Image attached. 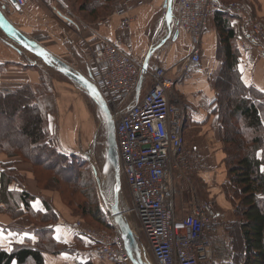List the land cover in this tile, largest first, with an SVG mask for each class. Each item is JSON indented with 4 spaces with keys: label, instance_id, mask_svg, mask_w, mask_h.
<instances>
[{
    "label": "crops",
    "instance_id": "obj_1",
    "mask_svg": "<svg viewBox=\"0 0 264 264\" xmlns=\"http://www.w3.org/2000/svg\"><path fill=\"white\" fill-rule=\"evenodd\" d=\"M24 1L25 5L19 7L15 0L14 4L9 0H0V7H5L4 15L19 31L86 77L89 74L88 59L86 52L78 47L80 39L100 40L113 44L129 54L138 64L146 65L136 100H140L150 86L149 72L154 67L164 69L168 78L178 79L174 95L185 108V143L189 149L200 155L203 168L198 172H190L187 178H180L181 174L178 171L172 173L175 215L177 218L188 215L195 199L211 203L223 215V223L217 233L211 237L209 249L214 259L228 264L233 254L227 228L236 221V218L229 195L228 197L225 195V186L229 182L224 163L225 154L219 139L220 123L213 112L214 104H212L216 90L210 81L219 70L214 14L209 16L206 32L202 38L199 64L190 73L184 75L183 66L189 56L190 45L187 35L177 25L178 0H143L144 4L133 11L131 29L127 32L119 29L118 19L114 16L108 23L101 25L98 24L99 20L94 23L86 21L82 14L75 12L69 6L67 0ZM224 1L248 2L254 17L264 22V0ZM233 19L238 28L240 22L234 17ZM238 49L237 68L242 82L264 94L262 51L257 48ZM261 49L264 50V42ZM28 65L36 68H29ZM41 72L50 79L49 90L52 91L57 114L48 118L55 120L56 143L59 149L84 153L92 144L95 130L85 98L73 88L75 86L73 83L71 87L70 81L46 66L36 56L19 47L0 30V90L24 85L34 88L42 83ZM51 73L58 75L51 76ZM76 108H79L85 117H89L92 124L91 139L87 143L83 140V145L74 142L71 136L73 128L69 127L77 118ZM0 163L16 164L14 171L26 174L25 183L22 184L24 190L34 196L29 203L30 212L24 211L20 217L0 213L2 248L9 250L14 245L28 243L29 239L35 243L37 240L33 239L34 234L23 233L24 230L21 231L20 226L24 222L42 224L43 220L33 216L31 212L46 214L50 208L53 218L56 217L55 223L50 224L53 230L52 239L59 244L60 252L44 255L43 264H112L95 257L92 242L83 237L74 226L81 221L79 216L65 208L54 191L39 188L31 169L22 167L25 165L12 157L7 159L0 155ZM0 192L3 194V190ZM3 200L8 198L5 197L2 202ZM2 202L0 208L5 206ZM137 241L141 260L147 264L145 247L139 239ZM144 242L146 245V241Z\"/></svg>",
    "mask_w": 264,
    "mask_h": 264
},
{
    "label": "built area",
    "instance_id": "obj_2",
    "mask_svg": "<svg viewBox=\"0 0 264 264\" xmlns=\"http://www.w3.org/2000/svg\"><path fill=\"white\" fill-rule=\"evenodd\" d=\"M15 2L19 7L25 5L24 0ZM143 4V0H123L112 15L100 19L98 24L108 23L114 16L119 29L127 32L133 11ZM215 12L240 22L236 28L238 48H257L264 55V25L254 17L248 2L179 0L177 25L190 45L184 75L199 64L202 38L209 16ZM78 47L87 54L90 81L105 99L115 122L119 168L131 202V208L123 215L132 214L136 219L154 264H206L211 256L208 241L222 225L223 215L211 203L196 199L188 215H175L172 173L178 171L180 178H187L190 172L203 168L200 155L185 143V108L174 95L178 79L168 78L164 69L154 67L149 72L150 86L136 100L145 65L104 41L80 39ZM108 220L110 230L95 229L80 221L74 226L92 242L98 260L130 264L110 213Z\"/></svg>",
    "mask_w": 264,
    "mask_h": 264
},
{
    "label": "trees",
    "instance_id": "obj_3",
    "mask_svg": "<svg viewBox=\"0 0 264 264\" xmlns=\"http://www.w3.org/2000/svg\"><path fill=\"white\" fill-rule=\"evenodd\" d=\"M122 2L123 0H67L68 4L71 3V8L78 4L79 13L90 23L112 15ZM214 18L217 33L216 58L220 61V67L213 81L216 95L212 104L220 123L219 139L225 154L224 163L229 182L225 190L234 206L236 218L227 228L233 254L228 264H264V94L242 82L237 68L239 49L236 44L235 20L219 12L214 13ZM28 67L36 68L31 65ZM40 78L49 89L50 79L42 72ZM70 85L73 86L72 83ZM82 93L95 121L96 104L86 93ZM36 95L30 85L0 90V116L4 115L8 119L6 123H0V153L9 157L18 154L22 156L16 151H22L27 146H38L43 142V149L53 155L56 162H61V168L66 174L70 175L74 170L77 172L73 177H66V183L60 180V190L64 185L67 189L70 188L68 195L65 194L66 189L60 192L63 204L87 223L110 229L100 201L89 191L95 185L93 175L87 173L86 178L81 174V169L88 167V161L80 158V151L61 150L56 142L54 146V141L47 138V131L42 126L49 116L35 103ZM98 133V130L94 132L91 149L101 159L104 152L100 148L104 146L105 134ZM24 158L33 169L37 168L35 160L26 156ZM0 171V190H3L7 201L16 204L6 210L7 213L12 217H20L24 211L30 212L29 203L34 199L32 194L26 190L4 192L5 187L15 180L11 175V163H0ZM49 172L53 173L51 170ZM52 182L55 184V179L50 184ZM36 183L40 187V182ZM5 207H1L0 212ZM31 214L43 220L42 227L32 231L37 241L14 245L9 250L0 246V264H43L44 255L60 252L59 244L52 239L50 224L55 223L56 217L53 218L51 209L46 214ZM211 264L217 263L212 261Z\"/></svg>",
    "mask_w": 264,
    "mask_h": 264
},
{
    "label": "rangeland",
    "instance_id": "obj_4",
    "mask_svg": "<svg viewBox=\"0 0 264 264\" xmlns=\"http://www.w3.org/2000/svg\"><path fill=\"white\" fill-rule=\"evenodd\" d=\"M68 2H69V0H68ZM69 4L71 5V3H69ZM178 4H179V0H178ZM77 6H78V4H77ZM77 6H74L72 8H73V10H75V12L79 13V11L77 9ZM252 12H253V10H252ZM257 20L260 21L264 25V22L261 19H257ZM218 67H220V61H219V66ZM216 74L217 73H215L213 75V77L211 78L210 82L212 84H214L213 81L215 80ZM55 75H58V74L51 73V76H55ZM208 80H210V79H208ZM73 88L84 97V95L82 93L83 91H81L80 89L76 88V86H73ZM9 89H11V88H9ZM32 89L37 93V95H36L37 99H35V103L41 108V110L43 112H46L49 117H55L56 116V109H55V104H54V101H53L52 91L49 90L48 87L46 86V84L43 83V82L42 83L40 82V85H36ZM76 111H77V113H76L77 118L73 121V123L71 125H69V127L73 128L71 136L74 138V142L77 145H79V144L83 145V140H84V143H87L91 139L92 124L90 122L89 117H85L83 112L79 108H76ZM95 114H96V120L94 121V119H93V117H92V115L90 113V116H91V118L93 120L94 127L96 128V130H94V132L96 133V131L98 130L99 131L98 135H100L102 132H104V134H105L104 118L101 115V113L99 112V110L97 109V107L95 108ZM47 120L48 121H46L43 124L42 127L44 128L45 131H47V138L53 140L54 141V146H55V142H56V126H55V124L56 123H55L54 119L48 118ZM7 121H8V119H7L6 116H4V115L0 116V123H6ZM16 122H17V120L15 121V123ZM95 123H96V125H95ZM94 136H95V134H93V138H94ZM42 144H43V142L40 145H38V146H27L22 151H16L17 153L22 154V156L18 154L17 156L12 157V158L17 159L18 161L21 162L20 164H24L25 165V166H22V167L27 168V169H31L33 177L36 179V181L40 182V187L39 188L48 189V190L54 191L56 193L58 199L60 200V203L65 208H67L68 210L72 211V209L68 208L65 204H63L62 198H61L62 193L60 194V192H62V191H64L66 189L67 191H65V194L68 195V193H70V188L67 189V186L64 185L62 187V189L60 190V180L64 181L66 183V182H68L66 180V177H68V178L71 177V176L73 177V175L76 174L77 172L74 170V172L71 171L70 175L66 174L64 172V169L61 168L62 167L61 162L60 163L58 161L56 162L55 159H54V156L51 155L48 151L43 149ZM103 144H104V146H101V148H100L104 152V155H103V157L101 159L98 158L96 153H93V151L91 149L92 148V144L89 147V149L87 147V149H86V151L84 153L83 152H79V156H80L81 159L88 161L87 162L88 167H85L84 169H81V174L85 175L86 178L88 177L87 173H89V175L90 174L93 175L92 177L94 179V184L95 185L91 186L89 191L93 192L95 197L100 201V205H101L100 207L103 210V212L105 213V217L108 220L109 212L107 210L108 209L107 204L110 205V204L113 203V195H114V190H115V180H114L113 174H111L109 176L105 175V165H104L105 164L104 163L105 162V139L103 140ZM0 155L5 157V158H7V159L11 158L5 153H0ZM25 156L27 158L35 160V163H37V168L33 169V167L30 164V162L27 159L24 158ZM15 165L16 164H14V163L11 164V168L13 169V171H12L13 174L11 173V175H12V177L13 176L15 177V180L11 181L7 185V187H5L4 191L7 192V193L17 192V191L21 192V191L24 190L22 184L25 183V179H26L25 175L26 174H24V173H16V171L14 172V168L16 167ZM49 170L53 171V173H50ZM82 170L86 171V172H83ZM7 172H9V171H7ZM78 174H80V170H79ZM64 178H65V180H64ZM96 178L99 179V185L101 184L102 187L97 185ZM52 179H55V181H56L55 184H53V182L50 184ZM76 180L77 179L75 178L74 181H76ZM82 181H83V177H81V179H80V182H82ZM120 182H121V186H120V191H119V207H120V210H121V212L123 214L124 211H126V210L131 208V202H130V194H129L128 188L126 186L124 177L122 176L121 173H120ZM37 186H38V184H37ZM86 192H88V191H86ZM229 193H230V191H229ZM0 195H2L1 196L2 198H0V200H1L0 203H1L2 199H4L5 196L1 192H0ZM225 195H226V197H228L227 192H225ZM92 197H94V196L92 195ZM198 200H201V199H198ZM201 201H203V200H201ZM106 202H107V204L105 205ZM2 204H5L6 207L4 209L2 208L3 212H0V213H5L7 215H9V214L7 213L6 210H8L12 206L16 205L15 202L14 203H12V202L10 203L7 200H3ZM128 215H123V217L125 219H127L126 221L128 222L129 226L131 225L130 227L134 231V233L136 234L138 239L140 240L139 242H141L142 245L145 247V250H144V252H145V261L147 262V264H154L153 258L151 256L150 252L148 251V249L146 248V245H145V242H144L145 241L144 236L142 234V231L140 230V227H139L136 219L133 217L132 214H128ZM79 218L81 219L80 222L83 223L84 225L90 226V227L95 228V229H104L102 227L95 226L91 222H90V224L87 223L85 221V219H83L82 217H79ZM108 222H109V220H108ZM109 224H110V222H109ZM25 226H27V227H25ZM110 226H111V224H110ZM40 227H42L41 224L33 223V222L32 223L24 222L20 226L21 229L26 228V229H23L24 230L23 233H25V234L31 233L34 230H38ZM111 228L112 227H110V229ZM33 239L37 240L35 237H33ZM28 241H32V240L29 239ZM220 242H221V245H222L223 241L221 240ZM208 244L211 245V242L208 241ZM224 249L225 248L223 247V250ZM215 257H217V256H215ZM209 261H210L209 264H211L212 261H214L217 264H223L221 261H218L217 259H214L213 256H210V258L207 260V262H209Z\"/></svg>",
    "mask_w": 264,
    "mask_h": 264
},
{
    "label": "water",
    "instance_id": "obj_5",
    "mask_svg": "<svg viewBox=\"0 0 264 264\" xmlns=\"http://www.w3.org/2000/svg\"><path fill=\"white\" fill-rule=\"evenodd\" d=\"M14 4V0H9ZM168 9L170 6H167ZM5 7H0V30L2 33L14 41L19 47L39 58L46 66L61 74L68 81L73 83L77 88L86 93L96 104L97 109L104 118L105 123V175L113 174L115 180V190L113 195V203L107 204L108 212L113 218V222L118 227L121 239L125 249L130 256L132 264H144L141 260L140 249L138 247V237L129 226L119 207V191H120V168L118 159V150L115 137V122L109 110V107L97 89L90 81V75H85L76 71L73 67L63 62L61 59L54 57L42 46L29 39L21 31H19L4 15ZM35 64V63H34ZM146 66V65H145ZM144 66V69H145ZM139 84L137 93L140 90ZM97 185L99 179L96 178ZM102 187V185H99Z\"/></svg>",
    "mask_w": 264,
    "mask_h": 264
},
{
    "label": "bare ground",
    "instance_id": "obj_6",
    "mask_svg": "<svg viewBox=\"0 0 264 264\" xmlns=\"http://www.w3.org/2000/svg\"><path fill=\"white\" fill-rule=\"evenodd\" d=\"M128 215V214H127ZM129 216V215H128ZM127 220V219H126ZM131 226V225H130ZM134 226V225H133Z\"/></svg>",
    "mask_w": 264,
    "mask_h": 264
},
{
    "label": "snow or ice",
    "instance_id": "obj_7",
    "mask_svg": "<svg viewBox=\"0 0 264 264\" xmlns=\"http://www.w3.org/2000/svg\"><path fill=\"white\" fill-rule=\"evenodd\" d=\"M242 70V69H241ZM57 231H59V229H57Z\"/></svg>",
    "mask_w": 264,
    "mask_h": 264
}]
</instances>
